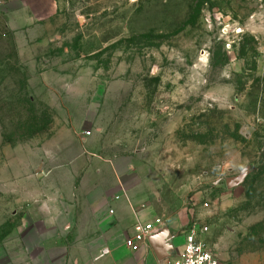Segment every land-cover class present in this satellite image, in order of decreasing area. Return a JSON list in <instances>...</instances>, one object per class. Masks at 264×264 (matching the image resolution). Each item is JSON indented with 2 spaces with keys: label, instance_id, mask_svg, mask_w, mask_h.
<instances>
[{
  "label": "rangeland",
  "instance_id": "374dc122",
  "mask_svg": "<svg viewBox=\"0 0 264 264\" xmlns=\"http://www.w3.org/2000/svg\"><path fill=\"white\" fill-rule=\"evenodd\" d=\"M101 166L167 262L197 224L221 264H264V0H0V264L75 240Z\"/></svg>",
  "mask_w": 264,
  "mask_h": 264
},
{
  "label": "crops",
  "instance_id": "0c3cea01",
  "mask_svg": "<svg viewBox=\"0 0 264 264\" xmlns=\"http://www.w3.org/2000/svg\"><path fill=\"white\" fill-rule=\"evenodd\" d=\"M93 172L92 185L78 184L75 199L69 204L70 213H64L71 221L69 232L73 230L78 235L75 240H69L68 236L55 243H48L44 238L43 245L40 242L38 246L41 250L37 252L27 246L28 256L36 255V264H166L168 255L165 249L169 241L164 239L163 232L152 238L148 247L137 252L124 246V238L115 241L106 239L107 233H118L125 224L130 226L131 232L135 223L145 222L143 220L154 213L139 208L148 197L141 192L139 194L136 187L127 188L125 178L120 179L115 175L114 184L107 186L101 181L103 166L95 168ZM82 233H88L89 236H83ZM159 249L164 251L165 256L162 252L161 257L158 255ZM104 250L109 252L105 253ZM180 252L171 256L170 260Z\"/></svg>",
  "mask_w": 264,
  "mask_h": 264
},
{
  "label": "built area",
  "instance_id": "2783aa9c",
  "mask_svg": "<svg viewBox=\"0 0 264 264\" xmlns=\"http://www.w3.org/2000/svg\"><path fill=\"white\" fill-rule=\"evenodd\" d=\"M86 134L90 135V132L87 131ZM159 224V221L135 223L131 232L126 233L124 236V246L132 252L148 247L150 238L163 232V230H157ZM207 230L208 227L206 226L192 225L184 237L180 254L169 260L167 264H221L203 238ZM104 252L108 253L109 251L104 250Z\"/></svg>",
  "mask_w": 264,
  "mask_h": 264
},
{
  "label": "water",
  "instance_id": "95a60500",
  "mask_svg": "<svg viewBox=\"0 0 264 264\" xmlns=\"http://www.w3.org/2000/svg\"><path fill=\"white\" fill-rule=\"evenodd\" d=\"M242 175H238V176H236V177H233V178H230V179H228L227 180V186L228 187H234V186H237V185H239L240 183H241V181H242ZM162 234V233H161ZM160 234H157V235H154L153 237H151L150 238V240L149 241H151L152 240V238H154V237H157V236H159ZM158 255L161 257V251H160V249L158 250Z\"/></svg>",
  "mask_w": 264,
  "mask_h": 264
}]
</instances>
